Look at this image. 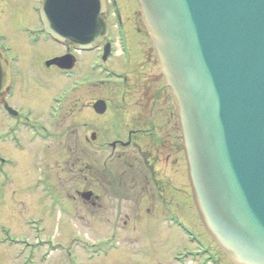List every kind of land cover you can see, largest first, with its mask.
I'll return each instance as SVG.
<instances>
[{
    "label": "water",
    "instance_id": "1",
    "mask_svg": "<svg viewBox=\"0 0 264 264\" xmlns=\"http://www.w3.org/2000/svg\"><path fill=\"white\" fill-rule=\"evenodd\" d=\"M136 2L177 115L198 217L232 264H264V0ZM104 8L44 0V30L88 45L107 33ZM8 82L0 53V94Z\"/></svg>",
    "mask_w": 264,
    "mask_h": 264
},
{
    "label": "flooded vegetation",
    "instance_id": "2",
    "mask_svg": "<svg viewBox=\"0 0 264 264\" xmlns=\"http://www.w3.org/2000/svg\"><path fill=\"white\" fill-rule=\"evenodd\" d=\"M5 1L0 0L2 4L0 12L4 16V23L7 22L10 26L19 28L23 35H16V29L13 28L9 31L14 37H7L0 31V49L8 58L10 65V81L0 98V205L7 196L12 200L21 199L27 184L32 181L31 190L38 191L40 195L34 199L35 196L30 193L29 201L44 203L47 212L39 215L41 210L32 208V212L37 214L33 213L24 220L28 227H31L32 232L16 234L9 226H1L0 236L7 235L10 231L16 236L26 235L30 239H35L36 246L43 247L45 251L42 259L36 255V259L30 264H41L47 262L45 259L49 258L50 254L46 253V249L48 248L51 252L53 246L50 234L45 232L43 223L49 214H53L54 208L71 214L72 211L67 208L66 203H70L72 199L87 205L97 216L100 213L103 217L104 212L112 210L117 215L124 213L125 219H128L123 222L124 225L128 224L131 218H143L155 212L150 207V199L160 204H169L166 189L169 187L174 191H181L179 182L172 184V178L176 181L182 176L184 159L181 135L165 86H143V83L140 86H131L125 91V96L122 94L113 104L105 100L106 109L102 114L94 111L92 104L95 100L91 101L79 108L77 115L80 120L86 121L93 117L101 123L103 118H112L113 124H117V121H127L128 124L130 118V125L128 124L130 128L126 132L118 131V136L105 143L97 140V132L91 131L89 136H84L79 146L71 151L72 155L70 147L65 148V146L66 157L63 159V166L68 172L73 169L77 173L74 174L78 180L76 184H83V186L75 190V195L71 198L65 193L58 195L53 180L55 154L51 151L54 139L52 127L60 117L63 119L69 117L63 113L69 110L70 105L68 96L63 99L54 98V95L47 98L43 95L44 89L37 86H53L51 78L54 74L64 75L66 79L75 81L78 79L76 76L79 71L85 70L89 74L90 69H93L95 76H99L103 64L116 53L117 46L120 54L123 55L121 63L129 66L131 63L130 41L125 27L128 22L127 19H122L123 34L115 36L116 41L112 35L109 36L111 52L108 59L102 62L103 43L95 44L87 50H78L70 45L56 43L46 35L42 31L38 16L39 2L36 0L29 4L32 15L24 5H21V2H15L12 6ZM10 13L18 18L16 23L9 18ZM106 16L113 28L115 19L110 7ZM140 27L139 31L145 32L141 21ZM15 36H19V39ZM65 55L71 57L70 70H62L48 62ZM150 59L149 56L144 66L152 65L149 62ZM155 63L158 66L156 57ZM24 64L32 73V78L29 80L22 75ZM122 72L124 81L122 86L118 87L125 89L128 82L132 80V73L128 67ZM85 74L87 73L81 74L80 77ZM36 76L41 80L40 83H35ZM101 81L100 78H95V81H89L88 85L98 87ZM23 86L29 87L24 89ZM75 87L74 91L83 88V86ZM87 144L93 145L92 151L86 149ZM105 146L111 150L109 159L115 156L116 150L127 148H131L135 156L131 153L132 158L122 164V169L119 166L107 165L106 161L103 162L100 153ZM93 151L94 154L98 153L96 160H92ZM136 163L137 166H135ZM121 203H130V205L121 206ZM164 207L161 214L157 211L158 216L163 214L161 217L166 219L179 216L170 205ZM1 216L5 218L3 214ZM115 230L116 225L111 231V239L117 235ZM192 234L194 237L192 241L196 243V246L195 250L189 253L202 257L201 262L210 263V237L203 229L201 232L193 230ZM42 235H46V238ZM23 243L22 238H19L14 244L22 245ZM65 261L67 260L60 262Z\"/></svg>",
    "mask_w": 264,
    "mask_h": 264
},
{
    "label": "rangeland",
    "instance_id": "3",
    "mask_svg": "<svg viewBox=\"0 0 264 264\" xmlns=\"http://www.w3.org/2000/svg\"><path fill=\"white\" fill-rule=\"evenodd\" d=\"M119 1L123 9L124 17L128 22L125 27L128 40L130 41L131 63L129 66H125L123 62L121 63L122 54H120V49L117 46L116 53L108 60V67L118 71L127 70L128 67L129 71L132 73V80L128 82V85H126L127 87L125 89L116 87L120 85L113 83L114 78L110 75L109 70L108 72H102V83L98 87L94 85L83 86L82 89L73 91V86L69 84L70 82L73 84V80L66 79L64 75L57 74H54L51 78V84L53 86H37L40 89H44L43 95L47 98H50L52 95H55L57 98H66V96H68L70 105L69 110H65L67 113H63L64 115H69V117L65 119L60 117L58 122L52 127L54 139L51 151L55 154L53 180L54 187L59 193L58 195L65 193L71 198L75 195V190L83 186V184H76L78 180L74 174L77 173L73 169L68 172L66 167L63 166V159L66 157L65 148L70 147V154L72 155L71 151L77 148L80 142L83 141L84 136L88 137L91 131L97 132V140L105 143L112 141L118 136V131L121 130L126 132L127 129L130 128V126H128L130 118L128 124L127 121H117V124H113L112 118H103L101 123L93 117L88 118L86 121L80 120L79 115H77L79 108L82 106L84 107L87 103L98 98H104L113 104L122 94L125 96V91L127 89L129 90L131 86H140L141 83H143V86H163L160 71L155 63V56L151 50L148 36L143 30L139 31L141 28L140 16L135 1ZM5 2L12 6L15 2H21V5H24L30 12L29 4L34 3L35 0H6ZM1 6L2 4L0 3V7ZM30 14L32 15L33 13L30 12ZM9 18L14 23L18 21V18L12 13L9 14ZM10 28L16 29V35H21V30L19 28L10 26L7 22L4 23V16L2 12H0V31L5 33L7 37H14L9 31ZM112 35H114L115 41L116 33L113 31ZM18 37L16 38L19 39ZM149 56L151 57L149 62L152 65L147 64L144 66V64L148 62ZM22 68V75L24 78L28 80L32 78V73L29 72L27 65L24 64ZM83 73L88 72L85 70L79 71L76 77L79 79L80 75ZM22 75L21 77L23 80ZM37 82L40 83L41 80L36 76L35 83ZM23 87L25 89V87L29 86ZM167 111L169 113V108ZM92 146L91 144H87L86 149L92 151ZM110 151V148L105 146L100 152L103 162L106 161L107 165L119 166L120 169L123 168L122 164L125 161L132 158L131 153L134 154L131 148L124 150L120 149L116 150L115 156L109 159ZM92 154H94V151ZM97 154L98 153H95L93 155L92 160L97 159ZM135 166H137V163ZM29 182L30 183L27 184V187L22 193L23 196L21 199L12 200L7 196L0 205V227L9 226L16 234H27L32 232L31 227H28V224L24 222L29 215H33V213L37 214V212H32V208L33 210H35V208L41 210V212L38 213L39 215H44L47 212L44 203H36L32 200L29 201V199H31L28 197L30 193L35 196L34 199L40 195L38 191L31 190L32 181ZM175 182H179L178 186L181 191L177 192L172 190V188L169 189V187L166 189L169 204H160L158 201L150 199V207L156 213L152 212L143 218H131L126 225H124L123 222L128 219H125L124 213L121 215L119 213L117 215L116 212L112 210L104 212L103 217L100 213L99 216H97L87 205H83L79 200L75 199H72L68 204L66 203L68 206L67 208L72 211L69 217H64L59 208H54L53 214H49L43 224L45 226V232L50 234V238L54 241L57 248L55 251L51 252L48 251L49 249L47 248L46 253L48 254L49 252V258L45 259L47 262L41 264H73V262H68L70 258L74 260L76 264H177L179 261H176L173 255L178 251L184 252L182 248L190 241L176 227L173 229V227H171L173 226L172 223L166 218L161 217L163 214L158 216L157 211L161 214L163 212L162 208H165V205H170L172 209L177 211L180 220L189 225V228L191 227L193 230L201 232L202 227L191 202L185 178L184 164L182 167V176L176 181L172 178V184ZM20 200H22V202H20ZM126 205H130V203H121V206ZM2 214L5 218L1 216ZM115 225V231L117 233L116 237L114 236L115 241H113L112 244H108L106 240H100V238H108L111 236V231H113ZM14 233L0 236V264H30L36 259V255L39 256V259H42L41 257L45 249L43 247H37L35 239H30L26 235L21 237L16 236ZM42 237L46 238V235H42ZM19 238H22L24 242L22 245L11 244L8 241V239L19 240ZM59 242L62 244L61 246L57 245ZM92 243H94V245H92ZM186 246L189 247V251H192L196 243L193 242ZM90 251L108 253L93 257V259L88 256ZM210 253L218 261V264H230L211 240ZM94 254L96 253H93V255ZM88 257L92 259V261L85 260L89 259ZM181 257L182 260L180 264H196L198 260L194 255H184ZM62 260L67 261L60 262ZM210 264H213V261L211 262L210 260Z\"/></svg>",
    "mask_w": 264,
    "mask_h": 264
}]
</instances>
